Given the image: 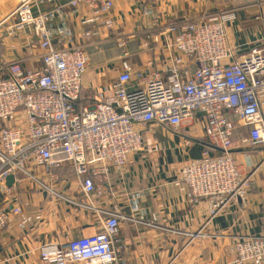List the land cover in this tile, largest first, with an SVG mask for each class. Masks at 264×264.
Returning <instances> with one entry per match:
<instances>
[{
	"label": "built area",
	"instance_id": "2783aa9c",
	"mask_svg": "<svg viewBox=\"0 0 264 264\" xmlns=\"http://www.w3.org/2000/svg\"><path fill=\"white\" fill-rule=\"evenodd\" d=\"M42 1L22 0L12 16L18 18V28L29 27L38 37L44 66L27 70L11 61L7 76L0 75V193L6 201L0 206V228L16 220L25 227L41 219L40 214H27L19 203L7 202L12 189L7 178L30 179L55 197L95 211L101 224L94 234L44 243L41 264H119L115 242L123 215L117 208L97 205L95 199L104 190L96 178L123 171L131 155L143 150L149 126L178 132L186 120L202 121V139L211 144L180 168L179 179L187 185L190 199H207L211 217L229 203L246 199L255 169L244 172L233 152L264 144V37L243 57H235L228 26L237 19L236 9L168 24L163 33L164 66L134 74L124 63L114 72V81L109 79L92 99L83 101L88 48L75 44L72 35L64 47L54 42L50 22L60 7L35 14L34 7ZM69 4L89 10L82 22L95 30H87L85 38L101 37L103 29L114 27L115 0ZM148 64L154 65L152 60ZM20 112L23 123L16 122ZM238 124L247 134L235 140ZM190 143L189 138L185 146ZM64 164L80 181L81 201L65 197L35 172L40 167L49 174ZM233 252L229 264H264V236L238 239Z\"/></svg>",
	"mask_w": 264,
	"mask_h": 264
},
{
	"label": "crops",
	"instance_id": "0c3cea01",
	"mask_svg": "<svg viewBox=\"0 0 264 264\" xmlns=\"http://www.w3.org/2000/svg\"><path fill=\"white\" fill-rule=\"evenodd\" d=\"M21 1L0 0L3 76H7L6 65L11 61H19L27 70L44 66L38 37L29 27L18 28V18L12 16ZM70 1L44 0L33 11L49 13L60 7L50 22L54 42L64 47L72 35L75 44L87 46L90 61L83 101L92 99L109 79L114 81V72L124 63L134 74L164 66L163 33L170 23L196 20L227 7L236 9L237 19L228 26V34L238 59L264 37V0H115L114 27L103 29L101 37L94 34L90 38L84 33L95 29L82 22L88 8L82 5L75 9ZM150 60L154 65L148 64ZM19 114L16 122L23 123L24 113ZM246 134L247 129L238 124L234 139ZM204 135L200 120H186L178 132L151 125L144 130L143 150L131 155L123 171L96 178L104 190L95 199L97 205L117 208L123 215L115 242L119 264H229L238 239L252 234L264 236V144L233 152L244 172L255 169L251 189L245 200L229 203L211 217L207 199L192 201L187 185L179 179L182 164L202 153L197 143L191 140L185 146V142L189 138L201 140ZM35 172L65 197L84 198L69 164L52 168L49 174L40 167ZM6 185L12 188L8 203H19L27 214H40L41 219L25 227L16 220L0 228V264H41L40 247L44 243L91 235L101 229L95 211L55 197L30 179H14ZM4 199L0 193V206H4Z\"/></svg>",
	"mask_w": 264,
	"mask_h": 264
},
{
	"label": "trees",
	"instance_id": "16d2710c",
	"mask_svg": "<svg viewBox=\"0 0 264 264\" xmlns=\"http://www.w3.org/2000/svg\"><path fill=\"white\" fill-rule=\"evenodd\" d=\"M2 125H3L2 122H0V128L2 127ZM191 140L193 141V143L194 142L197 143V150H199V152H202L204 149H206L207 147L211 146V144L206 139H201L200 140V139H197V138H193V139L191 138ZM190 152H191V154L194 155V149L193 148L190 149ZM214 153L217 154L218 150L214 149Z\"/></svg>",
	"mask_w": 264,
	"mask_h": 264
},
{
	"label": "water",
	"instance_id": "95a60500",
	"mask_svg": "<svg viewBox=\"0 0 264 264\" xmlns=\"http://www.w3.org/2000/svg\"><path fill=\"white\" fill-rule=\"evenodd\" d=\"M14 175H10L8 178H7V182H8V184H11V183H13V181H14Z\"/></svg>",
	"mask_w": 264,
	"mask_h": 264
}]
</instances>
